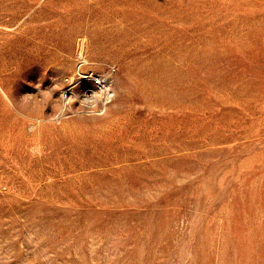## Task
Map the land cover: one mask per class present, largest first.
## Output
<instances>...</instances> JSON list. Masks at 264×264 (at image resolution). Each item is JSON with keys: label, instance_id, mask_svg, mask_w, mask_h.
<instances>
[{"label": "rangeland", "instance_id": "obj_1", "mask_svg": "<svg viewBox=\"0 0 264 264\" xmlns=\"http://www.w3.org/2000/svg\"><path fill=\"white\" fill-rule=\"evenodd\" d=\"M0 264H264V0H0Z\"/></svg>", "mask_w": 264, "mask_h": 264}, {"label": "bare ground", "instance_id": "obj_2", "mask_svg": "<svg viewBox=\"0 0 264 264\" xmlns=\"http://www.w3.org/2000/svg\"><path fill=\"white\" fill-rule=\"evenodd\" d=\"M88 76H90V75H88ZM82 77H84V76H82ZM94 80H95L96 85L93 84V83H90L89 85H87L89 83L88 79L81 82L82 85H80V87H79L80 88L81 97H83L84 101L85 100L86 101L87 100H91V99L93 101V98H97V97L101 98L102 96H105L107 98V100H108V98L110 97L109 94H110V91H111V87H110V85L108 83L109 82L108 79L107 78H97V79H94ZM85 83H87V84H85ZM73 93L75 95V93H77V91L74 90ZM63 96H65V95H63ZM70 97H69V99H71ZM94 101H95V99H94ZM104 101H105V99H104ZM84 103H86V102H84Z\"/></svg>", "mask_w": 264, "mask_h": 264}]
</instances>
